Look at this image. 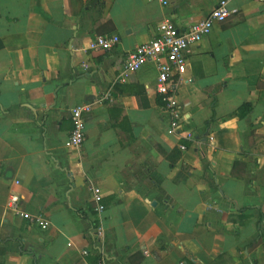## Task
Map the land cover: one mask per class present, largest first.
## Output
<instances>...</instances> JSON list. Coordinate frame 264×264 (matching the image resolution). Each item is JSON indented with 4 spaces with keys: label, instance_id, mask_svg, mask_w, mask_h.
Listing matches in <instances>:
<instances>
[{
    "label": "crops",
    "instance_id": "0c3cea01",
    "mask_svg": "<svg viewBox=\"0 0 264 264\" xmlns=\"http://www.w3.org/2000/svg\"><path fill=\"white\" fill-rule=\"evenodd\" d=\"M164 1L0 0V264H264V2L226 0L237 13L188 48L170 135L155 62L124 77L125 62L162 20L186 29L224 0ZM98 35L119 42L88 51ZM12 193L48 228L12 214Z\"/></svg>",
    "mask_w": 264,
    "mask_h": 264
},
{
    "label": "built area",
    "instance_id": "2783aa9c",
    "mask_svg": "<svg viewBox=\"0 0 264 264\" xmlns=\"http://www.w3.org/2000/svg\"><path fill=\"white\" fill-rule=\"evenodd\" d=\"M157 1L163 5L167 4L164 0ZM255 1L264 2V0ZM236 13L237 10L230 9L228 1L224 0L220 1L206 18L186 29H178L169 19H164L158 25V35L150 42L137 46L128 55L124 65V77L139 70L149 60L155 62L158 72L156 93L169 115L168 134L180 135L181 123L184 122V116L175 98L174 88L177 82L176 77L183 75L185 72L188 48L209 35L215 24L225 21L229 16ZM118 42L119 38L117 36L98 35L90 42L87 50L107 52ZM99 101H111L110 92H106ZM91 106V104H83L74 107L70 111L69 118L72 130L65 144L67 148L78 149L82 145L85 128L83 114ZM183 137L187 141H192L193 139L191 132H185ZM209 139L210 141L213 140L212 137ZM179 150H186V146L180 144ZM91 191L94 203L93 211L95 214L100 215L105 210L101 192L98 188H93ZM7 208L12 214L26 220L31 225H36L41 229H47L49 226V222L44 215L24 213L20 208V197L15 193L10 195ZM92 238L98 246L103 243L104 231L101 226H96L92 230ZM83 255L86 256L87 251H83Z\"/></svg>",
    "mask_w": 264,
    "mask_h": 264
},
{
    "label": "trees",
    "instance_id": "16d2710c",
    "mask_svg": "<svg viewBox=\"0 0 264 264\" xmlns=\"http://www.w3.org/2000/svg\"><path fill=\"white\" fill-rule=\"evenodd\" d=\"M250 111H251V106L249 104H244L240 108H238L237 116L239 118H244ZM158 150H159L160 154L163 157L168 158L172 164L177 162L180 158V152H178L177 150L171 151L170 153H167L165 150H163L161 148H158Z\"/></svg>",
    "mask_w": 264,
    "mask_h": 264
}]
</instances>
